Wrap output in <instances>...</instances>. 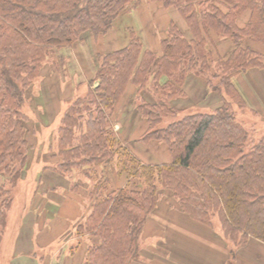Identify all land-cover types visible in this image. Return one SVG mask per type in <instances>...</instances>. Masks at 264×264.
I'll return each instance as SVG.
<instances>
[{
  "label": "trees",
  "instance_id": "obj_1",
  "mask_svg": "<svg viewBox=\"0 0 264 264\" xmlns=\"http://www.w3.org/2000/svg\"><path fill=\"white\" fill-rule=\"evenodd\" d=\"M148 1L177 10L190 37L171 22L158 54L129 28L123 49L97 54L92 82L98 85L59 117L54 151L60 163L52 169L63 176L74 168L87 166L89 175L103 168L86 191L91 212L76 229L80 242L88 240L85 264L141 263V233L167 199L174 210L219 233L235 259L250 240L264 244V135L253 137L244 119L261 123L255 117L264 116L249 106L236 79L264 70V48L249 45L264 47V0ZM135 2L0 0V244L14 201L1 177L16 186L31 165L28 91L54 53L85 34H107ZM221 39L233 45L227 57ZM199 86L218 107L179 112L175 103ZM132 89L152 100L137 106L148 125L138 143L165 144L171 163H143L113 130V115ZM109 171L127 186L114 187Z\"/></svg>",
  "mask_w": 264,
  "mask_h": 264
},
{
  "label": "rangeland",
  "instance_id": "obj_2",
  "mask_svg": "<svg viewBox=\"0 0 264 264\" xmlns=\"http://www.w3.org/2000/svg\"><path fill=\"white\" fill-rule=\"evenodd\" d=\"M129 12L131 14H136V12L142 13V16L137 17L138 22L141 23V29L137 26H134L133 28L139 32L143 41L147 38L152 47H154L153 45L157 46L158 52H155V49L147 48L155 53L161 54V41L163 38L167 37V29L171 22L177 24L186 37H190V32L188 31L186 23L180 13L175 9H166L161 3H153L148 0H136L129 9ZM247 18L248 17L243 18L241 21L242 25L247 21ZM119 20L120 21L117 23L114 33H110L114 30L113 28L107 34L100 36L98 39L91 34H85L83 35V41L85 39L87 40L84 43H75L71 47L64 48L62 52H56V55L54 53L53 56L50 57V60H48L38 82L34 81L35 83L28 91L29 102L26 103V112L30 117L28 128L31 136H29L30 152L28 151L27 154L28 161L31 162V165L26 172H23V179L18 182L16 186H12L9 183L8 177H1V180L6 182V189H12V197L14 200L8 217L10 228L9 231H7L8 234L6 233L5 238L7 243L11 240L12 244L15 246L17 245L15 239L18 241L20 238L17 246L18 251L31 250L34 248V241L37 242L44 234L45 230H49L47 225L48 221L46 220L48 217L53 218L54 224L57 220V223L60 225L70 219H68L63 213L56 219V215L50 213L51 206L48 205V203L55 208L57 204L51 202V200L58 201L59 203L65 201L66 199H63L62 193L78 192V189L74 188L78 183L84 186V188L81 189L80 194L78 193L82 196V199H85L84 206L81 208V205H79L82 212L80 211V219L76 222L77 224L74 225V227L70 229L63 225L59 227V231L62 232V234L64 232V234L60 236V242H58L59 248L66 246L68 242L67 240L77 236V225L84 222L91 212L89 208L90 201L86 196V191L87 189H90V186L93 184L92 178L98 181L101 177V175L99 177V173L103 168H97L94 173L91 171L92 175H89L85 173L88 169H83L84 167L87 168V166H84L81 168H74L71 173H65L63 176L52 169L56 168L60 163V159L55 155L54 151L56 150L55 143L57 142L59 134L57 126L60 119L58 117L61 116L71 102L76 100L77 97H82L92 84L93 87L98 85V82H92L98 65L91 60V57H89L87 52L93 54L92 56L95 57L99 53H110L121 50L128 44L129 30L126 26L131 24V22L124 23L122 18ZM164 24H166V28L164 27ZM147 30H149L148 36L144 37V33L147 34ZM219 45L222 54L226 57L233 51V45L228 39L219 40ZM249 45L260 52L261 48H264L254 42H249ZM80 49L83 51H80ZM258 71L261 72L262 70ZM251 80L253 84H256L254 85L255 87H264V75L256 80L255 76H251ZM189 89L191 90V92H189V97L187 99H180V101L175 103L179 112L184 110L182 113L185 114L198 110H215L216 107H218V103L213 99L209 100L206 98L207 96L203 93L202 86ZM247 89V93L243 92V89L242 92L246 96L249 106L259 108V113L264 116V92H256L255 88L251 85H247ZM145 98L147 101L152 102V100L144 93L143 95H139L137 91L132 89V91L127 93L123 98L112 118L113 130L118 134L119 140L125 147H128L134 154H137L136 156L139 160H141L138 155V152H140V146H148H145L142 143H137L135 140L138 139H135L134 142L131 143H123L121 138L125 140L127 137H132V139H134L137 131L139 137L142 136L140 135V132L142 134L146 131L148 125L137 110V106ZM59 112L60 115L56 116V113ZM255 118L261 123H254L256 120L253 118L249 119L245 117L244 119H246V121L250 120V124L247 125V127L250 131H254L252 136L256 138L262 137L264 135V119L258 117ZM77 134L80 136L81 132L78 131ZM133 134L135 135L133 136ZM155 146L153 153L154 156L150 157V162L153 164L171 163L172 159L168 147L165 144L159 143H156ZM146 149L149 152H152L150 147ZM109 173L108 175L110 176V179L112 178L114 187L123 188L127 186L128 181L124 177H117L116 173L112 171H109ZM51 183L57 185L49 187V184ZM70 189L72 191H70ZM46 197L49 200L44 206V210H46V214H48L47 218L43 217V219L37 221L38 215L35 207L37 205L39 208H42L43 202L46 201L44 200L42 202L41 199ZM80 199L81 197L78 199L76 198L78 204ZM59 205L61 206V204ZM172 205H175L174 201L167 199L165 203L161 204L159 211L147 220L140 236L139 243L142 255L140 259L141 263L138 264H169V257L167 254L168 248H166L161 242V231L157 230L159 228L163 229L162 227L167 223V214L174 213L172 211L169 212V210H172ZM173 211L179 212L177 210ZM83 216L84 218L82 219ZM32 222H35L34 226ZM217 231L220 232L219 229H217ZM217 236L222 240V245H219L217 239L215 240L216 245L226 246L221 235L218 233ZM4 246L7 248V245L4 244ZM74 246H76V244H72L68 250L62 249L63 251L61 250V252L63 255H69L73 251ZM79 246L81 247V252L88 249L85 240H82ZM54 249V247H50L44 254L49 253ZM155 250H158V254L154 252ZM36 255H40L38 249H36Z\"/></svg>",
  "mask_w": 264,
  "mask_h": 264
},
{
  "label": "crops",
  "instance_id": "obj_3",
  "mask_svg": "<svg viewBox=\"0 0 264 264\" xmlns=\"http://www.w3.org/2000/svg\"><path fill=\"white\" fill-rule=\"evenodd\" d=\"M139 16H142V13L136 12V14H131L130 12H127L124 16H122L124 23L131 22V24L126 26V28L129 29V28H133L134 26H137L141 29V23L138 22L137 19V17ZM146 17H147V13H146ZM119 19L115 22L114 30L110 33L115 32L117 23H119L120 21ZM166 24H164L165 28H166ZM148 33L149 30H147V34L144 33V37L145 36L147 37ZM86 40L87 39L81 42L84 43ZM144 43L146 48L149 49L152 48L155 49L154 50L155 52H158L157 46L153 45L154 47H152L149 41L147 40V38L144 40ZM81 50L82 49H80V51ZM87 54H89V57H91V60L94 62L95 57L92 56L93 54H90L88 52ZM250 75L255 76V80H256L260 76L264 75V71L259 72L258 70H251L248 73L241 74L240 76H238L236 79L238 81L239 87L244 90L242 91L247 93L248 92L247 85H251L252 87L255 88L256 92L258 93L264 92V87L262 88L261 86L258 87L254 86L256 84H253ZM57 115L59 116L60 112L56 113V116ZM135 134H133V136L135 135L134 139H132V137H127V139L125 140L121 138L123 140V143L124 142L131 143L134 142L135 139H139L140 137L138 131ZM142 134L140 132V135ZM135 141L138 143V140ZM155 144L156 143L145 145L150 147V149H152V152H149L146 149L148 147L140 146L139 148L140 152H138V155L140 156L143 163L145 162V163L153 164L150 162L151 160L150 157L154 156L153 153L156 147ZM56 185L57 184L55 183H51L49 184V187ZM70 191L72 190L70 189ZM80 192L81 191L62 193L63 199L66 200L61 203H59L58 201L51 200V202L57 204L55 208H53V206L47 202L49 201L47 197L42 198L41 199L42 202L44 200L46 201L43 202V207L39 208L37 205L35 207L38 215L37 221H40L41 219H43V217L47 218L48 214H46V210H44V206L48 203V205L51 206L50 213L56 215L55 216L56 219L62 213L65 214L68 219L70 218L68 221L63 222L61 225L69 229L74 227V225L77 224L76 222L80 219L81 209L79 205H81V208H83L82 206H84V201H85V199L84 198L82 199V196L79 195ZM80 197L81 199L78 204L76 198L78 199ZM59 204H61V206ZM173 210H174L173 208L172 210H169V212L172 211L174 213L167 214V223H165V226L162 227L163 229L159 228L157 230V231H161L160 232L161 242L166 248H168L167 254L169 257L168 260L169 264H264V245L261 242L255 239L250 240V242L246 247L241 248L237 251L235 259L234 257L232 259V255L230 254L227 245L225 244L226 246H219L222 245L221 243L222 240H220V238L212 230L200 224H197L196 222L190 220L180 212H176ZM83 218L84 216L82 217V219ZM46 220L48 221L47 225L49 227V230L46 229L44 234L40 237V239H38L37 242L34 241L35 242L34 248L31 250L18 251L17 246L19 244L20 238L18 241L17 239H15L17 242L16 246L12 244L11 240L8 241V243L6 242L7 240L5 236L10 228V223L8 218L6 229L2 235V241L0 244V264H85L87 250L81 252V247L79 246L80 241L78 240L77 236H75L70 240H67L68 241V242L66 241L67 245L59 248L58 242H60L59 241L60 236L64 234V232L62 234V232L59 231V227L61 225L57 223V220L56 223L54 224L53 218L51 217H48V219ZM32 223L34 226L35 222ZM216 239L219 242V245H216L215 243ZM4 244L7 245V248H5ZM70 244L71 245L76 244V246H74L73 251L71 250L72 251L71 254L63 255L61 250L70 249L71 247ZM87 244H88V240H86V247H88ZM50 247H54L55 249L49 253L44 254L45 251H47V249ZM36 249L39 250L40 255H36Z\"/></svg>",
  "mask_w": 264,
  "mask_h": 264
}]
</instances>
